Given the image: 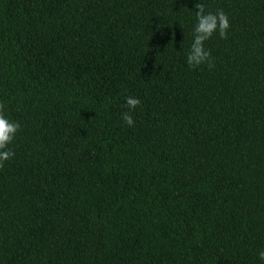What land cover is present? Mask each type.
Here are the masks:
<instances>
[{"label":"trees","instance_id":"1","mask_svg":"<svg viewBox=\"0 0 264 264\" xmlns=\"http://www.w3.org/2000/svg\"><path fill=\"white\" fill-rule=\"evenodd\" d=\"M197 2L0 0V264H264V0H200L212 69Z\"/></svg>","mask_w":264,"mask_h":264},{"label":"clouds","instance_id":"2","mask_svg":"<svg viewBox=\"0 0 264 264\" xmlns=\"http://www.w3.org/2000/svg\"><path fill=\"white\" fill-rule=\"evenodd\" d=\"M196 9V24L193 30V42L187 54V63L190 67H198L207 64L209 69L214 68L211 51L205 49V41L209 40L215 32L219 33L221 39L227 38V31L230 27L227 14L221 9L213 12H206L205 5L198 0L194 5ZM138 98L129 96L126 98L124 107L130 111L123 112L121 119L129 126H134L131 110L140 105ZM21 125L16 121H10L4 115V104L0 103V168L4 162L13 158L14 151L8 149V145L14 140ZM259 259L264 261V250L259 252Z\"/></svg>","mask_w":264,"mask_h":264}]
</instances>
